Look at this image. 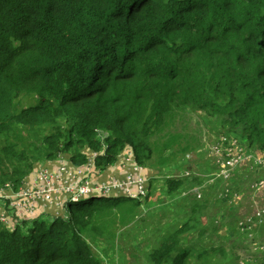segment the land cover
<instances>
[{
  "label": "trees",
  "instance_id": "1",
  "mask_svg": "<svg viewBox=\"0 0 264 264\" xmlns=\"http://www.w3.org/2000/svg\"><path fill=\"white\" fill-rule=\"evenodd\" d=\"M187 110L264 151V0H0V188L59 155L80 167L96 153L101 172L129 147L163 168L195 149L177 127ZM84 200L68 217L0 225V264H105L86 235L115 242L143 199ZM191 227L159 236L151 264H208L181 242Z\"/></svg>",
  "mask_w": 264,
  "mask_h": 264
},
{
  "label": "rangeland",
  "instance_id": "2",
  "mask_svg": "<svg viewBox=\"0 0 264 264\" xmlns=\"http://www.w3.org/2000/svg\"><path fill=\"white\" fill-rule=\"evenodd\" d=\"M30 103V99L24 102L25 105ZM177 127L179 130L185 128L195 140L192 144L194 151L163 168L144 167L146 170L143 174L149 188L147 198H142V207L139 208L136 220L125 228L117 229L119 235L113 243H102L87 234L93 252L104 259L105 264H151L148 255L157 246L159 236L189 221L192 224L191 230L184 234L181 242L195 252L207 250L208 264H264V213H260L263 217L253 216L255 208L264 209V170L248 162L233 169L228 180L220 178L210 183L219 165L211 155V147L224 136L230 138L237 150L249 154L244 141L226 131L219 120L205 118L202 113L191 110L186 111ZM189 166L192 167L191 172ZM69 168L73 172L80 169ZM32 175L33 172L27 179ZM196 177L202 181L199 185L200 199H207L200 211L192 208L191 204L198 190V185L191 180ZM167 178H183L182 188L176 193H168L164 182ZM14 190L18 191L19 188ZM17 194L14 192L13 196ZM53 200L55 204L65 207L70 199L68 195L61 194ZM80 203L87 202L81 200ZM7 206L15 213L9 201ZM47 207L36 205L31 217L37 216L40 210H47ZM54 215L69 216L65 212L59 214L56 211ZM8 216L12 219H8L6 226L12 230L22 217L14 222L13 218L17 215L12 217L9 211ZM242 223H246L245 228L239 226Z\"/></svg>",
  "mask_w": 264,
  "mask_h": 264
},
{
  "label": "built area",
  "instance_id": "3",
  "mask_svg": "<svg viewBox=\"0 0 264 264\" xmlns=\"http://www.w3.org/2000/svg\"><path fill=\"white\" fill-rule=\"evenodd\" d=\"M236 148L230 138L224 136L219 143L211 147V155L216 158L219 165L216 172L212 174L213 178L209 181L210 183L220 178L228 180L233 169L248 162L264 170V151L245 154ZM96 155V153H92L86 165L74 172L62 159L55 170L41 167L36 171L31 186L24 184L18 191H13L11 187L6 186L0 191V200H9L10 207L20 217L23 214L32 216L36 205L52 204L55 202L53 199L61 194H66L75 200L94 194L106 196L118 193L133 199H140L146 195V179L141 174V168L132 162L130 153L127 154L121 165V168L125 170L124 179L119 180L110 176L101 182L90 181L87 176L94 173V157ZM14 192H18L17 196H13ZM194 194L197 199L201 198L200 187ZM260 213H264V209L258 207L254 209V217H263ZM0 222L7 223V217L3 213H0ZM240 226L245 228L246 223H242Z\"/></svg>",
  "mask_w": 264,
  "mask_h": 264
},
{
  "label": "clouds",
  "instance_id": "4",
  "mask_svg": "<svg viewBox=\"0 0 264 264\" xmlns=\"http://www.w3.org/2000/svg\"><path fill=\"white\" fill-rule=\"evenodd\" d=\"M226 135V134H225ZM245 147V146H244ZM246 148V147H245ZM249 152H254V151H249ZM128 153H130L131 154V159H132V162H134L135 164H136V162L134 161V159H133V154H132V151H131V149L129 148V147H126L122 152H121V154L118 156V158H117V160H116V165H117V169H119L121 172H122V176H116L115 174H112V175H109V176H107V174L109 173V167L110 166H112V165H110V166H108L104 171H101V172H98L96 169H95V166H94V173H91L90 175H88L87 176V178L90 180V181H92V182H98V181H96V180H94V179H92L91 177H92V175H99L100 177H103L102 179H101V181H104L105 179H108V177H110V176H112V177H114V178H116V179H119V180H122V179H124V177H125V170L124 169H122L121 168V165L123 164V161H124V159L127 157V154ZM255 153V152H254ZM90 155H91V153L89 152V154H88V158L90 157ZM63 160L69 167H74V168H82V167H84V166H80V167H76V166H73V165H71L70 163H69V160H68V158L66 157V156H64V155H59L58 156V158H57V160H55L56 161V168L59 166V162H60V160ZM87 162H88V160H87ZM120 162V163H119ZM114 163V164H115ZM42 164V163H41ZM138 167H140L141 168V174L145 177V175L143 174V171L145 170V168L144 167H142V166H139L138 164H136ZM41 167H46V168H48V169H50V170H55V169H51L50 167H47V166H40V164H37L35 167H34V169H33V175H32V177L31 178H33L34 179V176H35V173H36V171L39 169V168H41ZM36 168V169H35ZM188 170H189V172H191V170H192V167L191 166H189V168H188ZM31 172V173H32ZM28 177V176H27ZM27 177L22 181V184H21V186L20 187H18L19 189L24 185V184H26L27 186H31L30 184H29V181L30 180H28L27 181ZM86 178V179H87ZM145 179H146V177H145ZM100 181V182H101ZM146 181H147V179H146ZM29 184V185H28ZM6 186H9V187H11V189L13 190V191H15L14 190V187L10 184V183H7V184H5L3 187H1L0 188V191L2 190V189H5L6 188ZM201 186V185H200ZM200 186H198V188L200 187ZM148 188H149V183L147 182L146 183V193H147V190H148ZM201 191V190H200ZM106 197V198H110V197H119V196H124V195H111V194H108V195H106V196H103V195H101V194H94V195H86V196H84V197H80V198H78L77 200H75V199H72V198H69L70 200H68V202H66L65 203V208L67 209V211H69V209L67 208V205L69 206V205H73L74 203H77V202H79V201H81V200H84V199H87V198H90V197ZM125 197H127V196H125ZM196 197V196H195ZM128 198H130V197H128ZM133 199V198H132ZM71 200H75V202H71ZM9 201V200H8ZM8 201H2V200H0V213H3L6 217H7V223L5 224V223H2V222H0V225H1V227H6V228H9V227H7L6 225H8V219H12L11 217H9L8 216V213H9V211H11V210H9L7 207V202ZM47 205H49V204H47ZM15 211V210H14ZM66 213V212H65ZM14 214H16V213H14L13 212V215ZM66 214H69V213H66ZM13 215H12V217H13ZM25 215H28V214H25ZM39 216V215H38ZM38 216H35V217H30V219H28V220H32V219H35V218H39ZM253 216H254V213H253ZM21 217V216H20ZM19 217V218H20ZM16 219H18V216L16 217V216H14V218H13V221L14 222H16L15 220ZM23 221V219L21 218V220L18 222V223H20V222H22ZM15 226V225H14ZM240 226V225H239ZM241 227V226H240Z\"/></svg>",
  "mask_w": 264,
  "mask_h": 264
},
{
  "label": "crops",
  "instance_id": "5",
  "mask_svg": "<svg viewBox=\"0 0 264 264\" xmlns=\"http://www.w3.org/2000/svg\"><path fill=\"white\" fill-rule=\"evenodd\" d=\"M248 150V149H247ZM248 151H254V150H248ZM120 163V162H119ZM40 166H47V167H50L51 169H55L56 168V161H53V162H47V163H43V164H40ZM146 170V169H145ZM144 170V171H145ZM109 173L107 174V176H109V175H112V174H115L117 177L118 176H122L123 174H122V172L119 170V169H117V165H116V163L115 164H113L112 166H110L109 167ZM147 174V173H146ZM32 177V176H31ZM30 176H29V178L27 179V181L28 180H30L29 181V184L31 185L32 184V182H33V178H31ZM104 177V176H103ZM103 177H100L99 175H92V179H94V180H96V181H98V182H100L101 181V179L103 178ZM28 184V185H29ZM46 206H48L47 207V210H40V211H38V217H40V216H44V215H48V216H50V217H53V216H58V215H54V211H56L57 213H59V214H62L63 212H66V213H68V211H67V209L65 208V207H63V205L61 204V206L60 205H58V204H55V203H52V204H49V205H46ZM11 212V216L13 215V211H10ZM21 217H22V219L23 220H25V221H30V220H28V219H30V215H25V214H23V215H21Z\"/></svg>",
  "mask_w": 264,
  "mask_h": 264
},
{
  "label": "water",
  "instance_id": "6",
  "mask_svg": "<svg viewBox=\"0 0 264 264\" xmlns=\"http://www.w3.org/2000/svg\"><path fill=\"white\" fill-rule=\"evenodd\" d=\"M71 202L73 203V202H75V200H71Z\"/></svg>",
  "mask_w": 264,
  "mask_h": 264
}]
</instances>
